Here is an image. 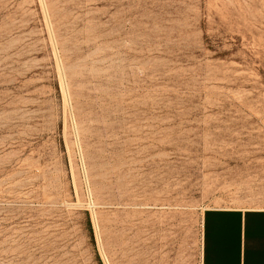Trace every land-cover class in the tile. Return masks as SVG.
I'll return each instance as SVG.
<instances>
[{
    "label": "rangeland",
    "instance_id": "1",
    "mask_svg": "<svg viewBox=\"0 0 264 264\" xmlns=\"http://www.w3.org/2000/svg\"><path fill=\"white\" fill-rule=\"evenodd\" d=\"M233 208L264 209V0H0V264H200Z\"/></svg>",
    "mask_w": 264,
    "mask_h": 264
},
{
    "label": "crops",
    "instance_id": "2",
    "mask_svg": "<svg viewBox=\"0 0 264 264\" xmlns=\"http://www.w3.org/2000/svg\"><path fill=\"white\" fill-rule=\"evenodd\" d=\"M200 264H264V209L204 211Z\"/></svg>",
    "mask_w": 264,
    "mask_h": 264
}]
</instances>
